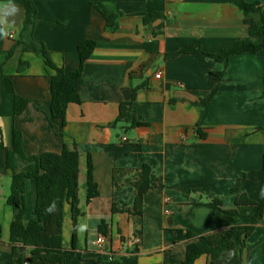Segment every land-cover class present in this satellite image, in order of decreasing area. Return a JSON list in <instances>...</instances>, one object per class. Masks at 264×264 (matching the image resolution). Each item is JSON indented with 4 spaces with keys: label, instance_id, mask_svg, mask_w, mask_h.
I'll return each instance as SVG.
<instances>
[{
    "label": "crops",
    "instance_id": "obj_1",
    "mask_svg": "<svg viewBox=\"0 0 264 264\" xmlns=\"http://www.w3.org/2000/svg\"><path fill=\"white\" fill-rule=\"evenodd\" d=\"M19 1L0 0V264H50L30 263L29 248L12 251L18 211L6 203L12 176L6 154L15 129L27 156L61 153L64 146L80 151L82 215L74 249L67 210L63 264H183L188 232L209 235L250 223L256 205H237L232 189L247 176L240 192L255 203L264 198V183L248 177L262 168L264 156V56L245 52L220 62L207 54L249 39L237 3L264 0H31L33 36L57 67L76 71L78 45L96 42L76 82L82 102L69 105L65 121L51 117L53 71L44 59L20 49L10 55L22 21L14 27L3 14ZM95 3L122 13L116 32L108 31ZM154 14L161 17L145 25L144 17ZM197 41L204 54L171 56ZM21 62L28 66L21 69ZM16 95L28 101L18 116ZM88 157L99 191L90 203ZM144 166L151 188L137 215L135 183ZM36 200V182L29 179L25 224L34 218ZM100 236L104 249L96 244ZM243 264H264V215L246 240Z\"/></svg>",
    "mask_w": 264,
    "mask_h": 264
},
{
    "label": "trees",
    "instance_id": "obj_2",
    "mask_svg": "<svg viewBox=\"0 0 264 264\" xmlns=\"http://www.w3.org/2000/svg\"><path fill=\"white\" fill-rule=\"evenodd\" d=\"M24 9V18L19 28L15 50L31 52L44 59L47 67L53 71L51 76L52 101L50 114L54 119L65 121L66 113L70 104H80V95L76 91V82L82 77L84 65L91 58L96 42L86 40L78 45L80 66L76 71L68 72L55 65L50 52L44 43L37 41L33 36V30L37 19V10L31 0H20ZM106 18L109 32H116L119 28L118 20L122 13L107 7L103 3L94 4ZM244 16V22L249 28V39L239 40L231 47L220 53L207 54V56L224 62L233 55L249 53H262L264 56V2L237 3ZM160 14L147 15L144 24L151 26ZM197 53L204 54L200 43L197 41L187 45L179 52L172 54L176 57L180 54ZM27 63L21 62V69L27 67ZM2 75L0 74V77ZM211 97L208 98L209 101ZM28 101L20 96L14 98V114L21 115L27 108ZM134 126H143L146 123L134 122ZM2 130L0 128V137ZM23 134L15 129L13 133L12 149L7 150L6 166L12 172L10 193L6 203L17 209L16 218L10 227V242L15 254L19 248H29V262L41 261L50 264H63L66 260L64 247V224L67 210L70 213L72 227V248L77 244V223L82 215L80 208L79 183H80V151L75 145L73 149L63 147L61 153L46 152L41 155L27 156L23 148ZM87 203L99 196L98 185L92 176V162L87 160ZM252 180L264 183V156L262 168L253 171L248 176ZM152 174L149 166H144L139 180L135 183L137 193L134 201L133 214H142L144 195L151 188ZM247 178H242L232 189L236 193L237 205H256L257 213L250 223L245 226H235L221 230L213 234L196 236L188 232L190 243L187 246L183 264H195L202 256L210 258V264H243V253L246 240L250 236L254 226L260 217L264 215V198L260 203L251 201L245 194L240 192L242 183ZM34 179L36 182L37 200L34 210V218L24 223L27 213L26 182ZM211 203L221 206L222 201L212 199ZM49 209H51L49 211ZM118 209L114 206L113 212ZM233 213H237L234 211ZM100 231L106 234V223L100 224ZM1 236V233H0Z\"/></svg>",
    "mask_w": 264,
    "mask_h": 264
},
{
    "label": "water",
    "instance_id": "obj_3",
    "mask_svg": "<svg viewBox=\"0 0 264 264\" xmlns=\"http://www.w3.org/2000/svg\"><path fill=\"white\" fill-rule=\"evenodd\" d=\"M3 16L12 26L19 27L24 17V10L20 4L14 3L5 10Z\"/></svg>",
    "mask_w": 264,
    "mask_h": 264
},
{
    "label": "built area",
    "instance_id": "obj_4",
    "mask_svg": "<svg viewBox=\"0 0 264 264\" xmlns=\"http://www.w3.org/2000/svg\"><path fill=\"white\" fill-rule=\"evenodd\" d=\"M9 37H13V35H8ZM158 78H160V74H158V75H156ZM124 140H126V138H124ZM96 244H97V246H99V248L100 249H104L105 247H106V245H107V240H106V238L104 237V236H100L98 239H97V241H96Z\"/></svg>",
    "mask_w": 264,
    "mask_h": 264
},
{
    "label": "clouds",
    "instance_id": "obj_5",
    "mask_svg": "<svg viewBox=\"0 0 264 264\" xmlns=\"http://www.w3.org/2000/svg\"><path fill=\"white\" fill-rule=\"evenodd\" d=\"M0 34H3V33H0ZM262 195H264V192H262ZM51 209H49V211H50Z\"/></svg>",
    "mask_w": 264,
    "mask_h": 264
},
{
    "label": "rangeland",
    "instance_id": "obj_6",
    "mask_svg": "<svg viewBox=\"0 0 264 264\" xmlns=\"http://www.w3.org/2000/svg\"><path fill=\"white\" fill-rule=\"evenodd\" d=\"M7 193H10V189L7 191Z\"/></svg>",
    "mask_w": 264,
    "mask_h": 264
}]
</instances>
